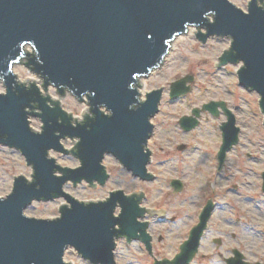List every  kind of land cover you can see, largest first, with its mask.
I'll return each mask as SVG.
<instances>
[{"label": "water", "instance_id": "obj_1", "mask_svg": "<svg viewBox=\"0 0 264 264\" xmlns=\"http://www.w3.org/2000/svg\"><path fill=\"white\" fill-rule=\"evenodd\" d=\"M261 7L264 0H250L248 12L231 0H0V81L5 86V92H0V144L21 151L33 169V179L17 174L12 192L0 193V264H71L64 260L67 247L92 264H116V241L126 237L130 243L141 238L151 251L148 222L138 218H164L165 210L145 206L142 194L121 189L110 192L106 200L84 201L66 192L64 185L85 180L105 186L108 174L102 161L106 154L116 156L133 175L153 178L147 169L152 154L147 143L163 89L149 91L141 101L140 77L157 71L173 40L189 26L206 28L205 33H197L203 42L212 36L232 37V48H226L216 65L243 61L240 84L258 92L264 111ZM25 57H29L27 65L43 77L47 94L34 79L21 80L14 73L15 63L26 65ZM193 80L186 75L171 82V99L187 94L188 82ZM50 84L81 101L86 95L94 117L90 108L84 118L63 110L61 102L51 97ZM219 107L227 115L220 126L223 141L217 155L222 168L240 133L226 103H204L193 108L192 115H183L179 123L184 130H192L202 111L218 115ZM30 116L42 121V131L31 127ZM75 138L78 143L72 148L62 143ZM51 150L71 153L82 164L65 167L49 154ZM171 185L175 191L183 187L179 179ZM58 197L65 198L67 205L56 218L25 213L34 200ZM118 206L121 212L116 215ZM212 208L209 201L172 259L155 264H189L199 250Z\"/></svg>", "mask_w": 264, "mask_h": 264}, {"label": "rangeland", "instance_id": "obj_2", "mask_svg": "<svg viewBox=\"0 0 264 264\" xmlns=\"http://www.w3.org/2000/svg\"><path fill=\"white\" fill-rule=\"evenodd\" d=\"M231 1L248 10L250 0ZM175 41L161 67L148 76L140 77L143 85L141 100L146 99L147 92L163 89L159 111L153 118V133L148 141L152 153L148 170L155 177L140 179L113 154H106L103 160L108 173L105 186L99 182L94 186L86 181H69L64 186L65 191L80 200L100 201L106 199L111 191L121 189L126 194L140 193L145 197L143 205L167 212L164 218L160 215L143 217L150 223L154 252L152 249L149 252L140 240L131 243L128 239L116 241V264H154L155 258L174 257L180 243L187 239L190 229L198 222L199 212L209 195H214L217 202L215 221L223 216L232 224L223 226L227 228L225 234L207 229L191 264H223L224 257L235 254L232 248L241 250L247 258L257 259V250L264 245V237L257 234V228L264 227V111L259 104L261 97L255 90L245 89L238 83L237 70L242 61L226 63L224 65L227 66L222 68L216 65L220 55L231 45L230 38L211 37L203 43L196 34H190ZM26 49L33 50L31 46H26ZM13 71L21 80L38 79L26 65L15 64ZM185 75L194 77L190 92L171 99V82ZM41 90L46 92L43 88ZM4 91L0 81V92ZM50 93L61 101L63 110L76 118H84L89 108L87 101H77L69 94L61 96L52 86ZM210 100H223L240 127L239 143L228 152L221 170L218 169L217 153L222 143L220 125L226 121V115L221 110L218 116L202 111L199 125L189 131L179 124L183 115H192L194 107L201 108ZM30 119L33 128L40 130L42 121L36 116ZM62 143L72 148L78 143V138L63 139ZM182 144L184 149L179 147ZM49 154L65 167L82 164L71 153L52 150ZM32 172V167L18 149L0 144L1 194L12 192L17 174L33 179ZM175 178L183 183L181 191H175L171 186ZM233 183L240 184L235 192L228 189ZM63 205H67L63 197L52 201L35 200L27 206L25 213L34 217L56 218L60 216ZM120 212L121 207L118 206L116 215ZM234 221L239 225L235 226ZM161 236L163 239L159 241ZM216 238L223 241L222 246L214 242ZM65 260L73 264H91L73 247L66 249Z\"/></svg>", "mask_w": 264, "mask_h": 264}, {"label": "flooded vegetation", "instance_id": "obj_3", "mask_svg": "<svg viewBox=\"0 0 264 264\" xmlns=\"http://www.w3.org/2000/svg\"><path fill=\"white\" fill-rule=\"evenodd\" d=\"M238 183H233V185L231 186V188H228L230 189L231 191L235 192L236 189L238 190L240 188V184ZM263 190V189H262ZM208 200H211L213 203H214V207H213V211L211 213V216L208 220V227L207 229L210 230L211 232H217L219 234H225V230H227V228L223 227L224 225H230L232 224L231 222H229L228 219H226L225 217L223 216H219V219L217 218V220L215 221V218L213 217L214 216V210L216 209V206H217V202L215 201L214 199V195H209L208 196ZM144 220V219H143ZM141 221V220H140ZM234 225H239L238 222L234 221L233 222ZM257 234L258 235H261L264 237V227L263 228H257ZM163 237L161 236L159 238V241H162ZM136 240H140L141 242H143L142 239H136ZM214 242L215 243H218L220 246L223 245V241L220 239V238H216L214 239ZM147 248V244L145 242H143ZM181 244V243H180ZM151 245H152V248H153V236H152V240H151ZM232 253H235V254H232V255H229L227 257H224L222 263L223 264H231V263H235V264H245V262L249 263V264H253V263H257V264H264V245H263V248L261 250H257V259H250V258H247L245 256V254L237 249V248H232ZM236 252H239L243 255V257L241 259L238 258V255L236 254ZM230 257H235L237 259H234L233 261H230ZM165 258V257H164ZM256 258V257H255ZM157 259L155 258L154 261H156Z\"/></svg>", "mask_w": 264, "mask_h": 264}, {"label": "bare ground", "instance_id": "obj_4", "mask_svg": "<svg viewBox=\"0 0 264 264\" xmlns=\"http://www.w3.org/2000/svg\"><path fill=\"white\" fill-rule=\"evenodd\" d=\"M196 31H197V28L196 27H190L185 35L195 34ZM181 36H183V35H179L177 38H181ZM177 38L175 40H177ZM175 40H174V42L176 43L177 41H175ZM31 80H33V78L32 79L31 78L29 79V81H31ZM141 90H143V89H141ZM142 93H143V91H142Z\"/></svg>", "mask_w": 264, "mask_h": 264}, {"label": "clouds", "instance_id": "obj_5", "mask_svg": "<svg viewBox=\"0 0 264 264\" xmlns=\"http://www.w3.org/2000/svg\"><path fill=\"white\" fill-rule=\"evenodd\" d=\"M261 11H264V7H261Z\"/></svg>", "mask_w": 264, "mask_h": 264}]
</instances>
